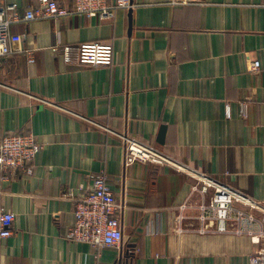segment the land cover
Here are the masks:
<instances>
[{
	"label": "crops",
	"instance_id": "1",
	"mask_svg": "<svg viewBox=\"0 0 264 264\" xmlns=\"http://www.w3.org/2000/svg\"><path fill=\"white\" fill-rule=\"evenodd\" d=\"M0 2L24 16L37 0ZM132 2L112 20L72 15L11 25L23 40L0 59V139L33 132L44 148L32 175L2 179L0 171V206L17 219L0 243V264H251L249 236L200 219L202 196L192 194L188 174L164 163L127 166L120 135L263 201L264 0ZM85 42L112 43L113 64L66 63L53 50ZM254 60L262 65L256 74ZM101 171L122 205L124 240L97 256L65 235L73 198Z\"/></svg>",
	"mask_w": 264,
	"mask_h": 264
},
{
	"label": "built area",
	"instance_id": "2",
	"mask_svg": "<svg viewBox=\"0 0 264 264\" xmlns=\"http://www.w3.org/2000/svg\"><path fill=\"white\" fill-rule=\"evenodd\" d=\"M179 1H174L178 3ZM133 7L132 0H73L71 6L60 0H37L36 5L27 9L21 16L17 4L0 2V59L13 52V45L23 40L20 34L11 32V25L21 21L37 19L59 20L72 15L98 17L100 20H112L120 8ZM55 51H61L66 63H80L93 66H111L114 61L112 43L85 42L77 46L55 45ZM33 48L25 49L30 63L35 62ZM260 60L250 63L249 71L259 73ZM249 102H241V113L248 115ZM230 115L229 106L227 116ZM125 149V164L136 162H156L185 172L194 181L193 193H200L201 203L197 206L200 219L216 221V231L247 235L256 244L251 264H264V200H257L230 184L211 177L203 171L193 169L173 160L138 138L120 135ZM44 145L33 132L6 133L0 139V171L2 179L20 174L32 175L35 160ZM74 200V223L66 232V238L81 241L92 246L97 256L108 247L120 248L123 245L124 229L121 221L122 205L118 203L114 190L108 181V175L101 171L94 176L93 188L81 193ZM187 207L186 204L182 209ZM16 214L0 206V243L14 233ZM202 232H209V226H203ZM1 247V244H0Z\"/></svg>",
	"mask_w": 264,
	"mask_h": 264
}]
</instances>
